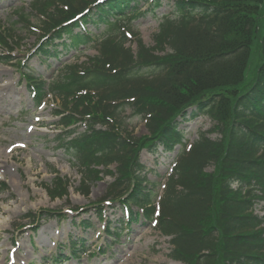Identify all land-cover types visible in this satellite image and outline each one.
I'll return each instance as SVG.
<instances>
[{
  "label": "trees",
  "instance_id": "16d2710c",
  "mask_svg": "<svg viewBox=\"0 0 264 264\" xmlns=\"http://www.w3.org/2000/svg\"><path fill=\"white\" fill-rule=\"evenodd\" d=\"M99 1L34 2L44 17L40 59L57 56V40L69 39L73 47L96 40L75 31L77 22H69L75 15L89 11L83 22L112 28L135 15L143 0ZM153 1L158 6L159 0ZM173 1L176 16L162 17L154 46L136 37L133 52L123 32L109 35L96 55L67 65L59 79L46 84L27 78L36 104L48 92L59 99L56 125L72 128L62 130L58 147L82 166L83 185L100 178L97 167L114 164L115 188L131 190L129 199L147 219L154 195L143 185L140 151L158 144L171 150L181 142L178 120L190 109V116H210L215 124L208 131L218 137L200 132L179 157L159 202L156 227L170 237V256L185 264H264V216L252 213L255 200H264V0ZM10 30L0 28L4 49H12ZM60 44L67 46L64 40ZM126 109L129 117L144 119L147 134L136 137L127 130ZM78 122L85 125L81 132ZM53 186L48 194L66 192L59 178ZM138 213L130 209V221Z\"/></svg>",
  "mask_w": 264,
  "mask_h": 264
},
{
  "label": "rangeland",
  "instance_id": "374dc122",
  "mask_svg": "<svg viewBox=\"0 0 264 264\" xmlns=\"http://www.w3.org/2000/svg\"><path fill=\"white\" fill-rule=\"evenodd\" d=\"M34 1L39 0H0V26L13 28L9 32L13 38L10 45H15L11 52L0 47V55L13 56L9 62H0V181L7 186L0 191V264H10L12 259L18 264H184L169 256V238L144 215L123 224L122 235L117 240L105 233V220L121 218L120 205L115 202L110 207L104 203L102 209L107 212L100 219L95 202L105 199L113 175L100 173L101 179L86 185L88 194H82L80 166L71 154L56 146L60 143L57 136L61 135V127L55 125L59 118L53 114L60 107L58 99L49 94L36 108L30 90L18 80L19 64L27 67L34 77L45 81L59 79L65 73V64H78L96 54V44L109 33L119 34L121 26L118 31L106 30L88 22L85 29L98 35V41L77 49L59 47L56 58L40 63L36 51L40 44L41 18L32 8ZM148 7V3H141L142 14L124 17L119 24L137 33L147 46H153L152 37L158 30L159 18L173 15L172 1L161 0L154 10H146ZM20 15L27 20L20 19ZM131 39L126 45L135 50ZM186 117L180 121L179 129L184 143L189 145L199 131L212 127L213 122L204 115ZM124 125L136 136L146 134L141 118H125ZM83 128L80 125L78 130ZM210 136L216 137L213 133ZM179 152L180 147L172 152L160 147L154 153L144 150L140 154L144 166L142 175L147 179L155 203L163 193L169 163ZM56 177L66 183V195L59 196V191L48 194L47 189L53 190ZM263 204L257 202L255 213L263 214ZM82 219L90 222L84 229L80 224ZM75 239L89 249L79 260L68 257L69 240ZM102 244L104 253L100 254L98 249ZM58 252L68 260L53 262Z\"/></svg>",
  "mask_w": 264,
  "mask_h": 264
},
{
  "label": "bare ground",
  "instance_id": "6f19581e",
  "mask_svg": "<svg viewBox=\"0 0 264 264\" xmlns=\"http://www.w3.org/2000/svg\"><path fill=\"white\" fill-rule=\"evenodd\" d=\"M18 256H20L19 254H17Z\"/></svg>",
  "mask_w": 264,
  "mask_h": 264
}]
</instances>
